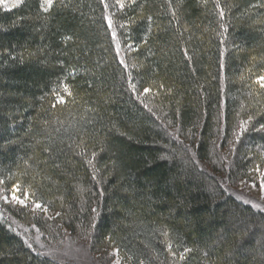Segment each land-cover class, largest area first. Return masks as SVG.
I'll list each match as a JSON object with an SVG mask.
<instances>
[{
	"label": "trees",
	"instance_id": "obj_1",
	"mask_svg": "<svg viewBox=\"0 0 264 264\" xmlns=\"http://www.w3.org/2000/svg\"><path fill=\"white\" fill-rule=\"evenodd\" d=\"M42 3L0 4V196L59 215L0 198V264H69L64 229L130 264H264L239 190L264 169V0Z\"/></svg>",
	"mask_w": 264,
	"mask_h": 264
},
{
	"label": "rangeland",
	"instance_id": "obj_2",
	"mask_svg": "<svg viewBox=\"0 0 264 264\" xmlns=\"http://www.w3.org/2000/svg\"><path fill=\"white\" fill-rule=\"evenodd\" d=\"M11 0H5L6 2H10ZM264 173V169L260 170L258 172V176L253 179V181L247 182L244 181L240 184L239 190L240 192H244L242 199L244 202L252 205L253 207H258V209L264 210V191H261L260 189V184L262 182V176L261 174ZM255 184L256 186L253 187L252 185ZM19 192H16V195L19 196ZM3 195V193H2ZM8 196V203H5V201L1 198V201L6 206H14V207H19L22 208L19 204H14L11 202L12 198V193ZM20 197V196H19ZM21 198V197H20ZM23 199V198H21ZM31 199L26 200V203L28 205V208H30L31 213L33 215H41L43 219H49L50 221L55 220L57 218V213L58 212H52L48 211L47 213L36 210L33 211V207H30L31 204L33 203L30 201ZM34 205V204H33ZM37 223H34L32 225V229L37 233V230L35 228V225ZM64 234L66 235V239L64 242L60 241L62 243V247L60 246V243L53 245L51 249H49L50 252H53V254H59L61 258L67 260V262L70 264L75 263V264H116V261L119 259L120 264H130L129 260L123 257L116 249L114 248H107L105 253H100L98 255H93V252L90 250V244L89 242H84L82 239L79 240H71L70 239V231L67 229H64ZM68 235V236H67ZM39 245L45 247L41 243Z\"/></svg>",
	"mask_w": 264,
	"mask_h": 264
},
{
	"label": "snow or ice",
	"instance_id": "obj_3",
	"mask_svg": "<svg viewBox=\"0 0 264 264\" xmlns=\"http://www.w3.org/2000/svg\"><path fill=\"white\" fill-rule=\"evenodd\" d=\"M17 2H19V0H17ZM132 2L134 3L135 0H132ZM3 3H5V0H0V4H3ZM117 3L120 5L121 8L124 7L123 0H117ZM13 6H15V5H13ZM41 6H42L43 10L45 12H47L53 6V0H43V3H42ZM107 7H108V5L105 4V8H107ZM217 7H219V5H217ZM219 14H220L221 18H223V16H224L223 9H220V13ZM105 19L107 20L108 28L111 29L113 27L112 18L108 17V16H105ZM112 36H113V39L115 40L116 39V32L114 30L112 32ZM116 46H117V50H118L117 51V55H119V42H117ZM120 63L123 64L125 66V68H127V65L125 64V61L123 59H121ZM241 79H243V77H241ZM254 83L259 86V89L264 90V74L256 76V78L254 80ZM130 87H131L132 91L135 93L136 92V86L134 84H130ZM53 91L55 92V90H53ZM149 91H150V89H148V88L144 89L145 93H148ZM63 93L66 96H68V97H71L73 95V93L71 92V90L67 86H65L63 88ZM65 95H61L59 93H56L55 101H54V103H52V107L55 108L57 105H65L67 103V101L65 99ZM250 120H251V117H249L248 120L240 122L239 128H240V133L241 134L244 131L247 130L246 125L249 123ZM95 155H96V153L93 152L92 153V157L94 158ZM88 163L91 164L92 160H89ZM256 171H259V167L256 168ZM261 176H262V178H264V173H262ZM93 179H96L95 175H93ZM2 183H3V181L0 180V184H2ZM252 186L255 187L256 185L253 184ZM260 189H261V191H264V179H262V182L260 184ZM18 190H19V185H16L12 189L11 202L14 203V204H19L22 207H28V205L26 203V200L28 199L27 194H25L24 198L21 199L19 196L16 195V192ZM0 198H2L5 201V203L9 202L8 196H6V195L0 196ZM32 210L33 211L40 210V211H43L45 213L48 212V208L42 206L39 202H36L34 204V207H33ZM57 215H59V213H57ZM165 235H167V233H165ZM29 247H31V245H29ZM169 247H171V246L169 245ZM184 251H185V253H187V252L191 251V249H185ZM180 259L181 260L184 259V255L183 254H181ZM116 264H120V260L119 259L116 261ZM140 264H143V261H141Z\"/></svg>",
	"mask_w": 264,
	"mask_h": 264
}]
</instances>
